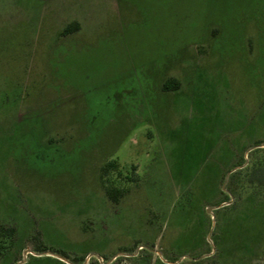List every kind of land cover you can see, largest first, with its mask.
<instances>
[{"label":"rangeland","instance_id":"rangeland-1","mask_svg":"<svg viewBox=\"0 0 264 264\" xmlns=\"http://www.w3.org/2000/svg\"><path fill=\"white\" fill-rule=\"evenodd\" d=\"M263 166L264 0H0V264H264Z\"/></svg>","mask_w":264,"mask_h":264},{"label":"trees","instance_id":"trees-1","mask_svg":"<svg viewBox=\"0 0 264 264\" xmlns=\"http://www.w3.org/2000/svg\"><path fill=\"white\" fill-rule=\"evenodd\" d=\"M78 29V24L77 23H72V24H69V25H67L64 29H63V31H62V35H69V34H71V33H73L74 31H76ZM179 82L175 79V78H172V79H170V80H168V81H166V82H164V84H163V90L164 91H174V90H177L178 88H179ZM107 166H110L109 164L107 165ZM103 167L102 168V172L105 174L106 172H107V170L109 169V167ZM246 167H244V168H242V169H239V170H237V171H234V172H232L230 175H229V183H228V185L229 184H231V185H229V187H231V189H233V186L235 185L234 184V182H235V179L237 178V175L242 171V170H244ZM262 172H263V176H262V179H259V178H257V176H255L256 174H255V172L254 173H252V177H251V183H255V184H257V185H261V186H264V166H263V170H261ZM221 178H222V175L221 176H219L218 178H217V180H218V183H219V181L221 180ZM213 179V178H212ZM205 187L204 186H201L200 187V189H204ZM106 195H107V197L111 200V201H113V202H117L118 201V196L119 195H122V192H120L119 190H117V189H114V188H106ZM216 191H217V189H216ZM221 194L224 196V199L223 200H221L220 201V203L219 204H221V203H223V202H226V201H228L229 199H228V197H227V195L226 194H224L222 191H221ZM181 197V196H180ZM187 198L184 200L185 202H184V204H182L181 205V207H178V208H181V209H179V210H181L180 212L181 213H186L185 211H186V209H191L192 208V206L194 205L193 204V201H194V196L192 195V194H188L187 196H186ZM191 207V208H186V207ZM196 206V205H195ZM185 207V208H184ZM193 211H194V214H195V216H196V221H195V230H194V232H195V234L193 235V239H192V244H190V245H195V244H197V243H200L199 245H201V247H202V251H204V253H209L210 252V250H208V244L206 243V240H203V242H202V237H200V236H202L201 235V229L204 227V225H205V219L207 218H209V216L205 213V211L203 210L202 212H201V214L199 213V211H198V209L196 208L195 210L193 209ZM217 213H218V211L216 212L215 211V217H216V220H217ZM199 219V221H197ZM201 228V229H200ZM14 232H15V229L14 228H3V227H0V257H1V255L3 254V250L5 249V244L3 243V241L1 240L3 237L4 238H11V237H13V234H14ZM190 238V237H189ZM201 238V239H200ZM189 241H190V239H189ZM190 242V243H191ZM203 243V244H202ZM205 244V245H204ZM205 247V248H204ZM47 250H50V251H52L54 254H56V255H58L59 257H62V258H64V259H70L69 258V256L65 253V252H62V251H59V250H54V249H50L49 247H46L43 243H41V242H39L38 243V245H37V248L36 249H34V251L35 252H37V253H43V252H45V251H47ZM140 251H145L146 253H147V250H145V249H142V250H140ZM137 253H139V252H137ZM198 256V255H197ZM33 261H38V262H41V261H45V260H54V261H58L56 258H52V257H40V258H33L32 259ZM71 260V259H70ZM73 263H75V264H79L80 262L78 261V260H71ZM80 261H83L82 259L80 260ZM26 264V263H25Z\"/></svg>","mask_w":264,"mask_h":264},{"label":"water","instance_id":"water-1","mask_svg":"<svg viewBox=\"0 0 264 264\" xmlns=\"http://www.w3.org/2000/svg\"><path fill=\"white\" fill-rule=\"evenodd\" d=\"M257 147H259V146H256L255 148H257ZM237 169H238V168H234L233 170H231V171L229 172L228 176H229L232 172L236 171ZM228 176L226 177V180H227ZM222 190H223V191L226 190V189H225V184L223 185ZM223 205H225V203L220 204L219 206H217V208L222 207ZM214 209H215L214 207H209V208H207V209H206L207 214H209V215L212 216V215H213V211H214ZM212 221H213V223H212V227H214V218H213V216H212ZM211 232H212V229H211V231H210V233H209V237H210V235H211ZM156 253L159 254V252H156ZM28 254H30V255H36V256H53V257L59 258V259H61V260H65L64 258L59 257L58 255H56V254H54V253L45 252V253L36 254V253H34L32 250H30L29 248H27V249L24 251V253H23V259H22L21 261H19L18 264H24V263L26 262V256H27ZM134 255H136V254H129L128 256H134ZM203 257H206V255L200 256V257H198V258H190V257H189V259H192V260H198V259H201V258H203ZM66 261H67V260H66Z\"/></svg>","mask_w":264,"mask_h":264},{"label":"crops","instance_id":"crops-1","mask_svg":"<svg viewBox=\"0 0 264 264\" xmlns=\"http://www.w3.org/2000/svg\"><path fill=\"white\" fill-rule=\"evenodd\" d=\"M249 144V143H248ZM241 157L239 156V158L238 159H240ZM219 159L220 158H215V160L216 161H219ZM203 161H206V160H208L207 159V157L206 158H203L202 159ZM223 160H225V158H223ZM205 166H206V164H201V166H200V169H203L205 172L203 173L204 174V176H206V177H216V178H218L219 176H221L222 174L221 173H219V170L218 171H216V169L215 168H219L220 169V165H219V163L218 164H216L215 166H210V167H207V168H205ZM227 168H229V166L227 165V167L225 168V170L227 169ZM230 170V169H229ZM212 171V172H211ZM214 181V180H213ZM215 183H216V186L218 185V180L216 179L215 180ZM203 185H201V186H204L205 185V182H203L202 183ZM207 209V208H206ZM206 209L204 210L205 211V213L207 214V212H206ZM207 215H209V214H207ZM200 237H202V242H203V240H204V237H203V235L202 236H200ZM200 244V243H199ZM203 244V243H202ZM205 245V244H204ZM193 246H195L194 244H193ZM199 247H200V249H202V247H201V245H199ZM205 248V247H204ZM205 253H204V251H202V250H200L196 255H194V256H203Z\"/></svg>","mask_w":264,"mask_h":264}]
</instances>
